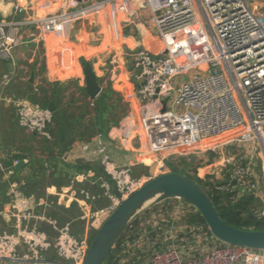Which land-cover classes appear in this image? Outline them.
Returning <instances> with one entry per match:
<instances>
[{
  "label": "built area",
  "instance_id": "built-area-1",
  "mask_svg": "<svg viewBox=\"0 0 264 264\" xmlns=\"http://www.w3.org/2000/svg\"><path fill=\"white\" fill-rule=\"evenodd\" d=\"M3 3L10 4L12 14H26L31 9L18 0H0V15L4 14ZM115 3L123 13L121 25L130 21L136 9H146L162 43L158 51L143 47L129 52L134 80L130 114L134 118L128 126H138L134 137L138 149L151 158L153 171L133 177L129 167L115 166L105 153L100 134L95 147L84 143V151L100 155L99 163L109 179H97L99 193L87 188L78 191L79 218L85 222L80 238L72 235L70 223L59 227L55 220L37 212L35 198L12 185L8 206L13 230L0 233V264H47L40 251L51 246L66 264H82L90 242V223L102 222L147 180L168 172L165 161L170 156L220 150L232 143L250 145L251 150L242 163L232 164L230 181L217 188L232 191L239 187L241 193L253 194L260 201L256 213L264 217V0H55L52 13L0 21V56H9L12 48L26 42L24 26L30 28L32 41H41L63 32L67 24L102 14L106 5ZM10 80L11 76L5 75L2 86ZM16 108L20 127L49 138L52 113L47 108L29 101L17 103ZM257 157L263 163L262 179L254 173ZM207 175L214 178L210 171ZM91 178L95 173L88 169L70 183ZM101 197L109 202L92 210L91 205ZM41 221L50 223L57 232L53 241L38 230ZM19 246L29 250L20 254ZM148 264H264V248L221 242L185 256L172 242L162 250H152Z\"/></svg>",
  "mask_w": 264,
  "mask_h": 264
},
{
  "label": "trees",
  "instance_id": "trees-1",
  "mask_svg": "<svg viewBox=\"0 0 264 264\" xmlns=\"http://www.w3.org/2000/svg\"><path fill=\"white\" fill-rule=\"evenodd\" d=\"M6 63L7 61L0 57V80L2 75L7 71ZM27 84L29 85V83ZM45 84L49 88L46 86H38L36 91L29 88V93H26L29 89L25 88L24 96L31 102L41 103L44 107H46L51 99H54L56 110L52 113L51 122L48 125L49 138L33 132H26L18 124L16 106L12 103L5 106L0 101V152L4 151L3 157H0V208L5 202L9 201V196L7 195L9 184L16 182L26 196L44 199L50 204L45 210V215L48 218L55 219L58 225H63L66 222H69L71 227L74 225L76 230H72V234L80 238L84 229L83 222L78 218L81 212L78 188L81 186H78L80 184L75 182V186L72 187L71 192L68 191L70 194L67 191H62L61 188L69 185L70 181L78 173L85 172L88 169L94 171L95 179L99 177L109 179V177L104 172L94 154L90 153L91 160L77 158L72 162L68 161L66 156L75 145H81L83 142H87L91 146L93 144L95 145V137L98 134L102 136L104 134L106 135L112 125L116 126L118 124L119 119L125 114V105L129 102L125 100L124 107H121V97L110 83L102 87L100 94L92 102L86 99L88 96L85 93L84 87L78 86V90L86 99V107H89L92 103L91 110L94 111L95 116L87 122L85 118L87 112L80 111L75 113L69 109L72 107V104H75V101L71 100L61 108L58 106V100L60 102L63 99V96L60 94V89L58 91L56 89L58 83ZM52 85H55V87ZM5 86L12 87L10 84ZM37 95L40 97L37 98ZM211 155L213 154L211 153ZM172 158L173 156H170L165 161L169 171L186 174L196 180L211 197L225 223L245 230L264 229V217H259L256 213L260 207L258 198L247 192L238 195L237 189L227 191L217 188L230 181L229 174H226L223 180L214 178L210 180V176L206 172L203 174L200 173V168L195 172L196 174L190 175L187 173L186 168H180L177 162L171 160ZM14 160H25V163L15 168ZM7 170H11L12 174L9 176V179L3 180V171ZM96 183L91 189H87L96 193L101 192L98 188V181ZM231 184H233V181ZM48 188H53L54 192L47 194L46 190ZM68 195H71V200L69 201V205L66 206L64 201ZM170 200L171 198L161 202H168ZM180 200L190 207L184 214L182 221L189 226L198 227L202 231L210 234L200 213L189 203L182 199ZM100 201L104 203L109 202V200L105 201L103 197L96 202ZM159 205H162L164 209H172L171 204L167 205L158 202L149 205L133 217L115 241L104 264H133L131 258L128 261L121 262L122 255H120V252L121 250H127L126 247L128 245H131L148 230L149 225H138L139 217H147L149 218V222H151V219L153 220L161 215L159 213ZM100 223L96 221L90 223V237L94 235ZM43 226L42 228L50 236L54 235V231L50 226H45V224ZM123 244L127 246H122ZM145 255H148L147 251H145Z\"/></svg>",
  "mask_w": 264,
  "mask_h": 264
},
{
  "label": "crops",
  "instance_id": "crops-1",
  "mask_svg": "<svg viewBox=\"0 0 264 264\" xmlns=\"http://www.w3.org/2000/svg\"><path fill=\"white\" fill-rule=\"evenodd\" d=\"M18 1L24 6H26L27 4L31 5V9H27L26 14L25 13L12 14L10 9V4L3 3L1 5V8L4 14L0 15V21L21 20V19H26L28 16L36 18L39 16H43L45 14L52 13L56 10V6L54 5L55 0H18ZM82 4L84 3L81 2V5ZM102 12H103L102 14L94 15V17L90 19H83L82 21H78L79 27L74 31V34L71 33L74 23H71V24H67L63 32H57L51 34L54 36V38L48 39V37H50L51 35H47V37L41 41H32L31 38L28 37L30 28L28 26H24L22 30L26 36V42L12 48L9 56H2V58L7 61L6 63L7 71L4 75H2L0 80V101H2L5 106L11 103L16 106V104L21 101L31 102L26 96H24L25 93L24 89L31 88L34 91H36L35 88L40 86L38 85V72H37L38 70L37 68H34L32 66L35 60L36 50L38 48H41V50L44 52L45 55V67L43 66V68L41 69V75L43 78L42 81L40 82L41 84L44 85L45 83H51V84L58 83L57 85L62 86L63 84H67L68 81L71 82V80H73L75 83H77L79 87H84L85 85L84 75H83V71H81L82 67L79 62V58H80L79 55L81 54L82 50L79 47L78 40L81 34L92 35L91 28H95L93 34L95 33L99 34L101 30L106 28L107 29L111 28L112 31L115 33L116 37L119 36L120 38L123 39L122 49L126 55L127 53L138 48L145 47L150 49V47L154 46L152 42L155 37L157 38L156 35L157 32L155 28L149 23L148 11L146 9H136L135 14L134 16L131 17L130 21L123 25L119 24V21L122 18L119 15L120 14L123 15V13L121 12L120 9H117L116 3L113 5L112 4L106 5L103 8ZM123 28H128V29L126 30V32H123ZM78 32L80 33V35H78ZM73 37L75 41L72 40ZM90 45L96 47L99 44H95L93 40H90ZM20 51H22V53L20 54L22 55L21 57H19ZM77 53L80 54L76 56ZM129 60H130V56L127 59V62L131 64ZM26 62H28V64H30L34 69L33 70L34 77L32 82H29L31 69L29 70L28 75L26 77L24 76L23 74L24 71L21 68L25 65L24 63ZM92 66L95 69L94 63H92ZM113 69L116 70V68L114 67ZM5 75L11 76V80L9 82L10 85H13V82L17 81L19 85H21L20 87H23V91H22L23 95H18L17 91H12V89L9 88V86H2L1 83L2 78ZM27 83H29V85ZM117 83L118 82H116V85H118ZM131 83H132V89H131L132 93L130 92L129 95L125 93L126 96L130 98V105L134 98L133 77L131 79ZM111 84L115 88L114 85L115 83H111ZM29 92L30 89L26 91V93ZM86 99L90 101L88 97ZM118 130L119 129L117 128V126L111 127L106 135L104 136L101 135V140L105 147V153L109 156L111 162L117 167H131L135 164H142L148 169V171L145 174H147L148 172L151 173L153 171V166H152L153 163L152 161L150 162V164L144 162L145 153L141 152L138 149L139 146L138 141L132 140L134 143L136 142L135 143L136 146H134L132 142L130 144L123 143L126 140L121 139V137H119L116 134ZM84 143L87 142H83L81 145L78 144L73 146V148L68 152L66 159L71 162L76 160L77 158L91 160L90 153L82 149V145ZM95 143H96V137H95ZM92 147H95L94 144L92 145ZM3 155H4V151L0 152V157H3ZM94 156L99 162L100 155L95 154ZM18 161H23L22 165L25 163V160H14L13 162L14 165ZM11 174H12L11 170L3 171L2 179L3 180L9 179V176ZM92 180H94V182ZM97 181H98L97 178L96 179L91 178L87 181L77 182V183L80 184L78 185L81 186L80 188L85 187L91 189L92 186L97 184L96 183ZM14 184L18 186L16 182H11L7 188V195L9 196V201L11 199L10 189ZM74 186H75L74 184L70 183L69 185L62 187L61 190L71 192V190L73 189L72 187ZM46 191L47 194H52L54 192L53 188H48ZM103 198L105 199V201L108 200L106 197ZM35 200L37 204L36 211L39 213H44L45 215V210L46 208L49 207L50 204H48L44 199L35 198ZM70 200H71V195H68V197L64 201V204L66 206L69 205ZM9 201L5 202L0 208V233L10 232L13 230L12 226L14 220L11 209L8 206ZM106 203L102 201L100 202L95 201L91 205V209L92 210L99 209L102 206L106 205ZM171 205H172V209H171L172 213L176 214V216L175 217L170 216L169 217L170 219L168 218L165 219L163 216L160 215L158 218H154L153 220L151 219V222H149V218L139 217L138 225L140 226L149 225V228L146 231V233L142 234L131 245H128V243H126L128 245V247H126L127 250L125 251L121 250L120 252V255H122L121 262L128 261L130 260L129 258H131L133 264H148L149 256L152 250H162L172 242L185 256L192 254L196 255L198 252L200 253L204 250L209 249L211 246L219 245L221 243L215 237H213L211 233L209 234L206 231H202L198 227L189 226L182 221L184 214L186 213V211H188L187 209L188 208L190 209V207L186 203L178 199L177 201L176 200L173 201ZM37 207H39L40 209ZM80 209L82 213L81 205H80ZM45 217L48 218L46 215ZM152 217H154V215H152ZM52 220L55 219L52 218ZM79 220L81 219L79 218ZM81 221L83 222V226L85 228V222L83 220ZM43 222L45 221H41L37 224L38 230L44 233L50 241H53V239L56 237L53 236L56 235L57 232L54 230L53 226L50 223L48 222L43 223ZM44 224L45 226L47 225L51 227V229L54 231L53 236H50L47 233V231L42 228L44 227L43 226ZM126 244H123L122 246H127ZM152 245L154 246L152 247ZM28 250L29 249L27 248V246L18 247V252L20 254L25 253ZM145 251L148 252V255H145ZM40 256L47 264H66L64 260L60 259L57 256L55 248L52 246L46 250L40 251ZM30 263H31L30 261H25L22 264H30Z\"/></svg>",
  "mask_w": 264,
  "mask_h": 264
},
{
  "label": "rangeland",
  "instance_id": "rangeland-1",
  "mask_svg": "<svg viewBox=\"0 0 264 264\" xmlns=\"http://www.w3.org/2000/svg\"><path fill=\"white\" fill-rule=\"evenodd\" d=\"M123 18V16L120 14ZM149 18V16H148ZM128 28H123V32H126ZM49 38H54L53 35H51ZM90 40H93L95 44H99L96 47H93L90 45ZM79 46H81L83 51L88 54H80L79 57H83L84 60L90 61L94 63L93 68L95 74H97V78L99 79V82L101 83V86H105L107 84L114 83L116 79H120L116 85L115 89L117 90L118 95L121 97V107L125 105L127 100L130 103V98L127 95L132 93V75H133V67L132 64H129L127 62V59L129 58L130 53L125 54L123 51V39L120 38L119 36L116 37L115 33L112 31L111 28H106L101 30L99 34L95 33L92 35L89 34H81L79 36ZM101 43V44H100ZM153 47H150L153 51H158L162 47V43L157 40L155 37L153 39ZM22 51L19 53V57ZM80 62V61H79ZM91 63V64H92ZM25 65L21 67L24 71V76L27 77L29 70L33 71V67L37 68L38 72V85L40 86H46L49 88L47 84H41L40 82L42 81V75H41V69L43 66L45 67V55L44 52L41 50V48H38L36 50V56L35 60L33 62V67L28 64V62L24 63ZM76 66V65H75ZM116 68V70L113 69ZM82 71V70H81ZM99 83V84H100ZM54 84V83H52ZM84 84V83H83ZM19 83L17 81L13 82V85L11 87L12 91H17L18 95H23V87H20ZM55 87V85H52ZM77 83H75L73 80L68 81L67 84H63L62 86L56 85L57 91L60 89V94L63 96V99L58 100L57 104L58 106L64 107L63 105L66 104L67 102L73 100L75 101V104H72V107L69 108L71 111L77 113L80 111L87 112L86 115V121L89 122L92 118H94V111L91 110L92 106L90 104L89 107H86V99L83 96V94L78 90L77 88ZM126 93V94H125ZM40 96L37 95V98ZM37 103V102H36ZM77 103V104H76ZM129 103L125 105V114L119 119L118 124L116 125L117 128L119 129L117 131V135L123 139V136H126L127 139L123 143L130 144L131 142L133 143L134 146L135 143L133 141L135 140V135L136 131L138 130L137 125H133L130 129V126H128V122L131 121L134 118V115L131 113L130 114V106ZM40 106H43L41 103H37ZM47 106V105H46ZM56 106V103H55ZM135 113V112H134ZM136 116V115H135ZM133 121V120H132ZM122 125V128H120V124ZM115 125L111 127H116ZM110 127V128H111ZM109 130L107 131V133ZM106 133V134H107ZM105 135V134H104ZM103 135V136H104ZM133 140V141H132ZM139 142L141 143L142 138L139 137ZM251 150L250 145H244V144H237V143H232L228 144L222 149H214V150H208L207 152L204 153H199V154H188L185 156H173L171 160L175 161L178 163L180 168H186L187 173L190 175L196 174L195 172L198 171L200 168V173L203 174L204 172L210 171L213 173L214 178L218 180H223L225 178L226 174H229L230 169L232 168V164H238L242 163L244 161L245 156L247 155V152ZM211 153L213 155H211ZM254 153L257 155L258 150H255ZM230 158L231 160L227 163L225 160ZM151 158L145 154L144 155V162L150 164ZM143 163V162H142ZM215 164V165H211ZM210 166V168H206L205 166ZM203 167V168H202ZM131 175L133 177H140L145 175V173L148 171L147 167L143 166L142 164H135L131 167ZM196 169V170H195ZM168 170V169H167ZM169 172V171H168ZM254 173L262 179L263 177V163L260 158L257 157L256 159V165L254 167ZM241 190L239 187L237 188V194H241ZM177 201V198H171L170 201L168 202H160L161 204L165 203L167 205L171 204L173 201ZM166 206V205H165ZM148 207V206H147ZM146 207V208H147ZM168 207V206H166ZM39 208V207H37ZM40 209V208H39ZM159 213L165 218V219H170V216L175 217L176 214L172 213V210L170 209H164L162 205H159ZM81 213V212H80ZM181 216V215H180ZM172 219V218H171ZM65 224V223H64ZM63 224V225H64ZM62 226V224L59 225V227ZM70 232L72 233V230L75 231L76 227L73 225L69 226ZM73 235V234H72ZM92 237H90L91 240Z\"/></svg>",
  "mask_w": 264,
  "mask_h": 264
},
{
  "label": "water",
  "instance_id": "water-1",
  "mask_svg": "<svg viewBox=\"0 0 264 264\" xmlns=\"http://www.w3.org/2000/svg\"><path fill=\"white\" fill-rule=\"evenodd\" d=\"M78 27L77 21L71 33L74 34ZM94 31L95 28H91L92 34ZM72 40L75 41L74 37ZM79 61L84 75L85 93L90 100H94L100 94L102 86L92 64L83 57H80ZM33 77L34 71H31L29 82H32ZM46 108L51 113L56 110L54 99L48 102ZM182 150L186 151L187 148ZM22 163L23 161H18L14 167L18 168ZM170 198L182 199L192 205L218 241L254 249L264 248V229L245 230L225 223L211 197L196 180L186 174L169 171L150 178L119 202L99 224L89 242L82 264H104L115 241L133 217L147 206Z\"/></svg>",
  "mask_w": 264,
  "mask_h": 264
},
{
  "label": "bare ground",
  "instance_id": "bare-ground-1",
  "mask_svg": "<svg viewBox=\"0 0 264 264\" xmlns=\"http://www.w3.org/2000/svg\"><path fill=\"white\" fill-rule=\"evenodd\" d=\"M79 47H80L81 50L83 49L81 46H79ZM81 54H88L89 55V53H85L83 50H82Z\"/></svg>",
  "mask_w": 264,
  "mask_h": 264
}]
</instances>
